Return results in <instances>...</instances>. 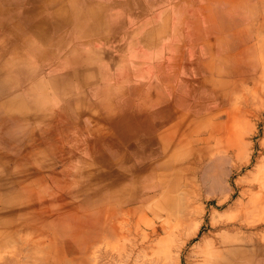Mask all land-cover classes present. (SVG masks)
<instances>
[{
    "label": "crops",
    "instance_id": "crops-1",
    "mask_svg": "<svg viewBox=\"0 0 264 264\" xmlns=\"http://www.w3.org/2000/svg\"><path fill=\"white\" fill-rule=\"evenodd\" d=\"M262 3L0 0V238L87 249L109 208L165 185L202 120L261 100Z\"/></svg>",
    "mask_w": 264,
    "mask_h": 264
},
{
    "label": "rangeland",
    "instance_id": "rangeland-1",
    "mask_svg": "<svg viewBox=\"0 0 264 264\" xmlns=\"http://www.w3.org/2000/svg\"><path fill=\"white\" fill-rule=\"evenodd\" d=\"M256 38L264 67V32ZM219 116L209 127L202 117L200 141L184 147L173 169H162L171 177L127 223L115 219L87 249H61L64 256L54 260L50 248L60 239L51 231L14 232L0 238V264L13 257L18 264H237L234 249L241 246H247L245 264H264V255L259 260L254 249L264 247V96L252 101L241 95ZM219 170L222 186H211ZM120 205L109 208L106 219L137 207L135 201Z\"/></svg>",
    "mask_w": 264,
    "mask_h": 264
},
{
    "label": "bare ground",
    "instance_id": "bare-ground-1",
    "mask_svg": "<svg viewBox=\"0 0 264 264\" xmlns=\"http://www.w3.org/2000/svg\"><path fill=\"white\" fill-rule=\"evenodd\" d=\"M175 163V162H174ZM221 173H223V171L222 170H219V172H216V173H214L213 175H212V181H211V186H214V187H221L222 186V181H221ZM137 175V174H136ZM144 175V174H143ZM135 177V176H134ZM141 178V177H140ZM113 180V179H112ZM116 180V179H115ZM146 180H148V181H150V182H156V184L153 186V185H147V186H145V188L144 189H140L141 191H144V192H150V191H152L156 186H157V179L156 178H148V179H146ZM164 179L163 178H160V179H158V184L160 185V183L163 181ZM158 185V186H159ZM157 186V187H158ZM156 187V188H157ZM108 196H109V198L110 199H114V198H119V197H121V195H119V193L118 194H115V193H110V194H108ZM145 199H148V197H145ZM145 199H141V201L142 202H140V205H137V207H132V208H127L126 210H125V212L123 211V213L124 214H120V216L118 217V216H114V217H112L111 219H106L105 221H104V223L102 224V226L101 227H99V226H97L96 228H95V230H94V232H95V237L97 238V237H100V236H102L103 235V230H104V228L108 225H111V226H113V223L115 224V219L117 220V221H119V219H122V220H124L125 221V223H127V221H128V219L131 217L130 216V213L131 214H135V215H137V212H139V210H142L143 209V207L144 206H142V203H144L146 200ZM128 201H135V203L137 202V194H132L130 197H129V200ZM121 204V203H120ZM107 214V218L109 217V215H108V213H106ZM108 221V222H107ZM68 230V229H67ZM34 232V231H33ZM67 233H70L69 232V230H68V232ZM114 233V232H113ZM43 235H44V233H43ZM91 237H93V236H91ZM90 238V236H85L84 237V239H86V241H88L87 239H89ZM55 242V241H54ZM6 243V242H5ZM4 243V244H5ZM34 243V242H33ZM58 243V244H57ZM57 243H55V244H57V247H55V246H53V249H52V247L50 248V249H52L54 252L53 253H50L51 254V258L54 260V259H61L60 258V256L61 255H63L64 256V254H61V253H59V251H58V249H60V246L61 245H66L67 243H61V242H57ZM54 244V245H55ZM68 245V244H67ZM24 246V245H23ZM163 246V245H162ZM12 247V246H11ZM59 247V248H58ZM164 247V246H163ZM255 247L256 248H254L255 249V254H256V256H258V258L259 257H262L263 255H264V247L263 246H261V247H259V246H256L255 245ZM68 248V247H67ZM62 249H64V247L62 248ZM243 249H247V246H241V247H237V249H234V254H236L237 255V259H238V262L239 263H237V264H245V262H246V257H247V255L248 254H246V251H244ZM43 250V249H42ZM74 250H77V249H71V250H69L68 249V252H70V251H74ZM44 251V250H43ZM48 251V250H47ZM46 251V252H47ZM17 253H19V252H17ZM16 253V254H17ZM62 253H63V251H62ZM70 253H72V252H70ZM48 254V253H47ZM15 255V254H14ZM20 255V254H19ZM16 256H18V255H16ZM46 257H47V255H46ZM35 258V257H34ZM16 260H18L17 258H15V257H13V259L11 258L10 259V262L12 263V262H14V263H16V264H18L17 262H15ZM259 260H260V258H259ZM22 261V260H21ZM21 261H20V263H21ZM25 260H23L22 262L23 263H21V264H29L30 262L28 261V262H24ZM36 261V260H35ZM42 261V260H41ZM8 262H9V260H8ZM9 262V263H10ZM44 262V261H43ZM2 264H3V262H1ZM5 264H6V262H4ZM10 263V264H11ZM32 263V262H31ZM261 262H259V264H260ZM34 264V263H33ZM180 264V263H179Z\"/></svg>",
    "mask_w": 264,
    "mask_h": 264
}]
</instances>
